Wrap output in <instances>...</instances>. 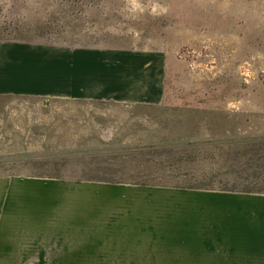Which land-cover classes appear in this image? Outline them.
<instances>
[{"label": "rangeland", "instance_id": "rangeland-1", "mask_svg": "<svg viewBox=\"0 0 264 264\" xmlns=\"http://www.w3.org/2000/svg\"><path fill=\"white\" fill-rule=\"evenodd\" d=\"M0 43L52 65L98 52L162 94L0 95V176L264 189V0H0Z\"/></svg>", "mask_w": 264, "mask_h": 264}, {"label": "crops", "instance_id": "crops-1", "mask_svg": "<svg viewBox=\"0 0 264 264\" xmlns=\"http://www.w3.org/2000/svg\"><path fill=\"white\" fill-rule=\"evenodd\" d=\"M6 44L0 95L162 98L149 76L121 84L98 52L52 65ZM0 264H264V193L0 176Z\"/></svg>", "mask_w": 264, "mask_h": 264}, {"label": "trees", "instance_id": "trees-1", "mask_svg": "<svg viewBox=\"0 0 264 264\" xmlns=\"http://www.w3.org/2000/svg\"><path fill=\"white\" fill-rule=\"evenodd\" d=\"M134 183L145 184V185H147V184L158 185V183H154V182L149 181V180H146V181H144V180L135 181ZM207 188H209V187H207ZM240 191H243V192H264V189L261 188L260 190H256L255 191V190H253L251 188H245V189H242Z\"/></svg>", "mask_w": 264, "mask_h": 264}]
</instances>
